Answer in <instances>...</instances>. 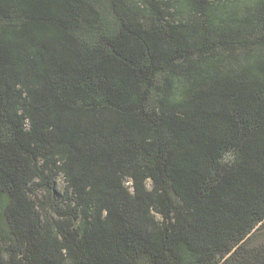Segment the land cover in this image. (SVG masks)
<instances>
[{
	"label": "trees",
	"instance_id": "16d2710c",
	"mask_svg": "<svg viewBox=\"0 0 264 264\" xmlns=\"http://www.w3.org/2000/svg\"><path fill=\"white\" fill-rule=\"evenodd\" d=\"M0 264H264V0H0Z\"/></svg>",
	"mask_w": 264,
	"mask_h": 264
},
{
	"label": "rangeland",
	"instance_id": "374dc122",
	"mask_svg": "<svg viewBox=\"0 0 264 264\" xmlns=\"http://www.w3.org/2000/svg\"><path fill=\"white\" fill-rule=\"evenodd\" d=\"M232 154L231 153H228L226 155V158H231ZM65 185H66V180H65V177L63 174H59L57 177H56V188L59 189L61 192H63L64 188H65ZM148 186L150 187L151 186V182L149 181L148 182ZM37 195L39 197H41L43 195V192L42 190H38L37 192ZM51 216V217H50ZM50 219L54 218V216L50 213L49 216H48Z\"/></svg>",
	"mask_w": 264,
	"mask_h": 264
}]
</instances>
